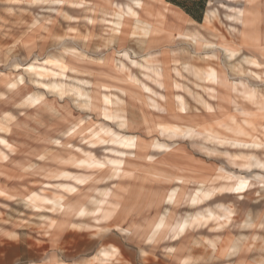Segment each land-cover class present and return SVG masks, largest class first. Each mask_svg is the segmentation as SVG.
Masks as SVG:
<instances>
[{"label":"rangeland","instance_id":"rangeland-1","mask_svg":"<svg viewBox=\"0 0 264 264\" xmlns=\"http://www.w3.org/2000/svg\"><path fill=\"white\" fill-rule=\"evenodd\" d=\"M63 1L57 5L52 0H0V150L8 154L7 160L0 158V264H89L100 247L110 245L119 253L110 263L94 264H261L264 227L258 228L257 223L264 217V187L256 181V174L264 172L241 166L242 159L233 160L226 153L254 154L264 160V145L236 147L188 134L208 127V133L230 143H252L264 118L255 114L259 118L253 124L242 122V116L232 111L233 101L253 112L252 105L231 89L221 91L223 95L218 91L217 96V91L205 88L210 85H196L197 78L189 71L183 72L182 81L188 84L184 88L164 85L160 92L153 84L149 57L141 68H132L141 85L127 81L115 69L114 60L117 51L125 48L140 61L153 51L150 47L157 46L164 68L169 60H190L194 67H202L199 55L205 47L177 39L179 33L187 32L211 42L212 47L205 51L209 53L208 66L213 67L215 61L219 65V59L230 65L221 46L230 37L242 43L247 37L245 26L257 20L264 23V0H206L200 21L168 5L188 20L184 28L191 33L180 30L184 20L179 24L165 20L161 9L167 7V0ZM117 4L128 6L118 10ZM207 8L206 25L203 16ZM125 10L121 38L103 47L108 21L114 12ZM136 17L153 25L144 47L129 35ZM240 24H244L242 30ZM181 47L187 52L169 54L172 48ZM254 49L255 54L261 51L260 46ZM237 61L240 58L231 64ZM239 66L247 67L241 62ZM22 67L49 72L42 78L45 83L62 80L69 88L80 87L90 95L91 107L74 95L60 98L50 94ZM162 73L165 77L164 70ZM19 74L25 77L23 84L8 89L7 83ZM77 79L89 82L80 85ZM253 84L250 86L264 94L263 82ZM37 93L45 95L44 101L29 106L25 100ZM175 93L183 96L184 105L172 98ZM112 94L123 101L118 108ZM219 94L226 102L232 100V106H223L220 112L215 105ZM204 99L212 104L207 109ZM115 108L125 115L128 127L114 122ZM214 110L215 114L208 113ZM228 115L239 123L226 120ZM258 136L264 139V132ZM202 145L217 153L207 154ZM198 187L203 189L200 199L189 205ZM174 188L175 202L167 203L164 198ZM35 191L46 198H36L38 206L27 200ZM242 191H248L247 197L238 200ZM60 197L70 205L62 212L52 208V202ZM47 199L48 203L41 202ZM218 205L235 207L232 222L215 214ZM81 206L90 212L78 215ZM166 208V227L149 241L153 224ZM188 215L193 217L189 230L174 240L170 226ZM247 217L255 220L252 227L244 224ZM100 227L110 231L95 235ZM256 233L259 237L253 242ZM236 238L239 248L232 255L212 253L207 243L222 240L226 246ZM183 258L188 262H182Z\"/></svg>","mask_w":264,"mask_h":264},{"label":"crops","instance_id":"crops-1","mask_svg":"<svg viewBox=\"0 0 264 264\" xmlns=\"http://www.w3.org/2000/svg\"><path fill=\"white\" fill-rule=\"evenodd\" d=\"M209 3L210 2L207 3V6H209ZM168 5H170L172 7H178V6L167 1L166 2L167 7L163 8V9L160 8L161 11L166 14L165 20L173 21L171 23H174V22L177 23V22H180L181 20H184L183 24H181L179 26L180 30L190 31L188 27L184 28L186 25L185 23L188 20L185 19L183 16H181L174 9L169 8ZM115 6H117L116 8L118 10H122L126 7V5L123 7L122 4H117ZM230 9H234V7H230ZM208 12H209V10L207 8L205 10L204 16H203V22L206 25L208 23ZM116 14L117 13L114 12V16L112 19L109 17L110 20L107 23L106 33H105V36L103 37V42H102V43H104L103 47H107V46L111 45L114 40L120 39L121 38L120 36H122V29H123L124 25L120 26V31L118 33L114 32L115 22L117 20ZM184 14H186V13L184 12ZM179 18H183V19H179ZM189 20H191V18H189ZM228 20H229V22H231V19H228ZM123 21H125V18L123 19ZM191 21H193V20H191ZM133 23H134V20L132 22V26H133ZM177 24H179V23H177ZM105 25H106V23H105ZM243 26H244V24H243ZM243 26L242 25L240 26V27H242L241 30L243 29ZM245 27L246 28H244L245 29L244 31H245V34L247 33V37H246V39H243L242 43H241V40H234V39H232V37H230V39H228V43H226V45H225L227 48H230L231 50H233L235 52L237 51L236 55L234 57H231V58L228 57V55H227L228 53H226V51L224 49L225 47L223 45L221 46V50L224 51V56L227 57L229 60L227 58H225V59H226V61L229 62L230 65L223 63L219 59V62H220L219 65H218V62L215 61V65L213 67L208 66L207 59H208L209 53H207L205 51L208 47H212V45L208 46V47L205 46L206 41H203L197 37L202 43H201V45H196V46L205 47L204 48L205 50L203 49L204 51H202L203 55L202 56L199 55V59L204 62V65L202 67H197V68L194 67L192 65V63L190 62V60H185L183 62H180L178 60H173V62H172V60H169L167 62L169 67L166 66V68H164V64H162V61L160 59L162 51L159 52V50H157V49H159V47H157V46L155 47L152 44H150V46H154L155 48H152L149 46L150 48L148 50H153V51H150L148 54H145V56H143L142 60H140V61L138 59H136L134 56H131V52L128 49L124 48V49L117 51V58L114 60V67L117 71H119L120 73H123L126 76L125 77L126 80L128 79L129 82L134 83V84L138 82V84L141 85L142 80L137 79V77L132 72V68H137V67L141 68V66L143 65V62H144L143 60L146 57H149L151 60V66L153 68V78H154L153 84H155L160 89L159 90L160 92L162 90V87H164V85H172L174 89H175L174 84L175 85H182V86L188 85L187 83L182 81V77H184L183 72L187 73L186 71H189L192 74V76L197 78L196 79L197 80L196 85H207V84L210 85V86H205V88L209 89V87H211L213 90L217 91V96H218V91L221 92L223 90H227V89L230 90L231 89L236 96L241 97L242 100H244L246 103L252 105L255 108V111H253V112L249 111L246 107L240 106L236 101H233L234 106L232 108V111H235V114L238 113L240 116H242V122L253 124V122H255L256 119L259 118V117H256L255 114H260L261 115L260 117L264 118V94L260 93V91L256 87L250 86V85H254L253 83H259V82L264 83V23L257 20L256 23H250ZM228 28H229V30H231V34L234 33V31H232L233 30V24H230L228 26ZM132 30H133V27H132ZM241 30H240V32H241ZM255 30L257 32H255ZM175 32L176 31H172V34H174ZM237 32H238V29L235 31V33H237ZM258 32H260V33H258ZM131 34H132V32L129 33L130 38H136V42L140 46L143 45L142 47H144V43L151 37V35H148L147 38L144 39V42L141 44L139 39H138V36L133 37ZM192 37H193V35H190L189 33L184 34V32H183V33L178 35L177 39L184 40V41L189 40L190 44L193 45ZM255 42H257V43H255ZM165 43H168V42H165ZM181 44L184 45L183 42ZM255 46H260V48H261V51H260L261 53L258 52L257 53L258 55L255 54V49H254ZM176 51L187 52V50L184 47H181V49H178V50L172 48L169 51V54L174 53ZM166 54H168V51H166ZM191 56H193V55H191ZM258 57H260L261 60L258 59ZM237 58H240V62L247 66L246 69H244L242 66H239L240 62H238V61L231 64L232 62L236 61ZM167 63H165V65ZM163 70H164L165 77H163V73H162ZM239 70H240V72H239ZM234 74L237 75V78H234L232 76ZM86 81H88V80H86ZM211 85H213V87ZM183 88H184V86H183ZM160 92H159V94L162 95ZM221 94H222V92H221ZM221 94H219V99H217L218 98L217 96L215 98V101H216L215 105L219 106V112L221 111V109H223L222 108L223 106H232L231 98H229L228 101L226 102L225 99L223 100ZM174 95H175V97H174ZM174 95L172 96L173 99H176L177 102L180 103L181 105L185 104L184 101H182V99H183L182 95H179L176 93ZM205 100L206 99H204V101ZM217 100H218V103H217ZM174 101H173V103H174V105H176V103ZM186 102H187V100H186ZM186 104H188V102ZM204 104H205L206 109L210 105H212L208 101H205ZM215 112H216V110H214L213 112H208V113H210V114L214 113L215 114ZM187 114H189V112ZM187 114L184 117H186ZM219 114H221V113H219ZM177 118H179V117H177ZM226 120H230L231 122L235 121V122L239 123L238 121L235 120L234 116H230V115L227 116ZM167 124H171V123H167ZM240 126H242V125L240 124ZM206 130L208 132L210 131L208 129V127L206 128ZM260 132H264V125L260 126L259 133ZM258 134L253 135L252 144L260 145L259 143H261V145H264V139L260 138L258 136ZM254 140H256V141H254ZM8 145H6L5 147H7ZM167 147H169V146L167 145ZM0 158L1 159L6 158V160H7L8 154L6 152H4L3 150H0ZM254 170L264 172L260 169H254ZM260 175L264 176V174H260ZM256 181L258 183L259 182L262 183L261 188L264 187V179L257 178ZM262 190H264V188ZM202 192L199 193L198 200L200 199V195L202 194ZM247 192L248 191H242L241 193H239L238 200H243L244 198H246ZM29 196H27V200L35 203L36 205L38 203H40V201H38V199H36V198L46 199V198L40 196L38 194V192H36V191L33 192V195H31V197H29ZM48 201L49 200L47 199V201L42 200L41 202L48 203ZM225 210H226V214L222 213ZM236 212H237V210L235 209L234 206L225 208L224 206L218 205L216 207V210H215V214H220V216L227 217V218H229V220L231 222L233 221ZM254 224H255V220L252 219L251 227ZM257 224H258V228L264 227V217ZM99 229H100V231L98 230L95 233V235L104 234V233H107L108 231H110L109 227H100ZM258 237H259V234L256 233L252 239L253 242L256 241L258 239ZM176 240H178V239H176ZM233 240L234 239H232V241ZM232 241L229 242V244H227L226 246H223L222 240L221 241H207V243L210 246L212 253H215V254L217 253L219 255H228V251H229L228 247H229V245H231ZM118 253H119V249L116 246H113V245H110L108 247L102 246L95 252V254L92 256V258L88 262H89V264H94L96 262L110 263V261L113 260L115 255ZM182 262L186 263V262H188V259L183 258ZM55 264H66V263L64 261H57ZM70 264H75V263H70ZM261 264H264V261H261Z\"/></svg>","mask_w":264,"mask_h":264},{"label":"bare ground","instance_id":"bare-ground-1","mask_svg":"<svg viewBox=\"0 0 264 264\" xmlns=\"http://www.w3.org/2000/svg\"><path fill=\"white\" fill-rule=\"evenodd\" d=\"M43 2V1H42ZM64 1L63 0H52V3H55L57 5L62 4ZM34 3V2H33ZM35 3H38L35 2ZM128 5H126L127 8ZM93 10V9H92ZM63 13V12H62ZM63 15V14H62ZM126 15V10L125 12H118L116 14L117 20L115 22V27H114V32L118 33L120 31V26L121 25H125V21H123V19L125 18ZM134 23H133V30L132 32V36H138V39L140 41V43L142 44L144 42V39L147 38L148 35H150L152 33V29H153V25L151 22L144 20L140 17H136L133 19ZM41 21V20H40ZM95 21V20H94ZM88 22L92 23L93 19L91 17H88ZM114 22V21H113ZM36 24V22L34 23ZM131 27V28H132ZM191 33V31H189ZM187 33V32H185ZM184 33V34H185ZM198 33V32H197ZM181 34V33H179ZM195 34V33H194ZM87 39V38H86ZM147 40V39H146ZM205 41V40H204ZM210 42V41H208ZM192 43L194 45H201V41L197 38V36L193 35L192 37ZM204 43V42H203ZM211 43V42H210ZM210 43H205V46H211L212 44ZM143 46V45H142ZM226 53H228V57H234L236 55V52L231 50L230 48H227L226 46H224ZM223 49V48H222ZM239 52V51H238ZM240 53V52H239ZM78 57V56H77ZM227 58V57H225ZM228 59V58H227ZM249 59V58H248ZM60 60H64L62 58H60ZM229 60V59H228ZM58 61V60H57ZM187 65V64H186ZM237 67V66H236ZM19 68V67H18ZM23 68V72L26 73L27 75H32L34 77L33 82L36 85H40L42 86L44 89H46L47 91L51 92L50 94L53 95H57L60 98L66 96V95H74L75 98H79L82 101V104L84 106L87 107H91L92 105V100L90 95L85 92V90H82L80 87L76 86V88L72 86V88H69L68 85L66 84L64 81L60 80L57 82H52V83H45L44 81H42V78H44L49 72L44 71V70H39V69H34V68H30V67H22ZM241 68V67H240ZM70 69V68H69ZM73 69V68H72ZM14 71V70H13ZM238 72V71H237ZM240 72V70H239ZM56 75V74H54ZM61 79L64 78L63 76H58ZM24 78L22 74H19L18 77L13 80V81H9L7 83V88L10 90L16 89L18 88L19 85L23 84L24 82ZM72 79V78H71ZM73 80V79H72ZM75 81V80H74ZM76 81H78L80 83V85H84V84H88V81H83V80H79L77 79ZM41 87V88H42ZM78 87V88H77ZM112 89V88H111ZM37 90V89H36ZM34 90V91H36ZM40 90V89H39ZM39 92V91H38ZM42 92V91H41ZM4 93V92H3ZM45 93V92H44ZM49 94V93H48ZM29 96V95H28ZM119 96V95H118ZM115 96L113 94V103L117 106V104H121L123 101L120 99V97ZM45 95L43 93H37V94H33L30 95L25 102L29 104V106L31 105H38L40 103H42L44 101ZM63 100V99H62ZM79 101V102H81ZM123 105V104H122ZM121 105V107H122ZM115 107V106H113ZM120 107V106H119ZM118 108V106L116 107ZM115 108V109H116ZM113 109V108H112ZM125 115L121 113L116 109L113 112V119L114 122L120 126V127H124L127 126L128 127V120L127 118L124 117ZM4 117V116H3ZM120 129V128H119ZM206 132L207 134L204 136L203 132ZM188 136L190 137H198V138H204L205 140H209L211 142H218V143H229L231 145H234L236 147H257V144H252V143H246V142H241V141H234L232 143L222 140L220 138H218L216 135H213L211 133H208V131L206 130V128H202L201 131H196V129H193L189 132ZM204 136V137H203ZM202 149L205 150V152L209 155H215L217 153L216 149L214 148H206L205 146L202 145ZM228 154L230 157H232V159L234 160L235 158H240L243 160V164L241 166H246L249 167L250 169H260L262 171H264V160L258 158L256 155L254 154H249V155H245V154ZM77 161V160H76ZM75 161V162H76ZM126 163V162H125ZM112 168V167H111ZM221 169V168H220ZM115 169H113L114 171ZM122 171L124 172V170L122 169ZM61 172L57 173V176L60 174ZM239 173V172H238ZM230 174V172L228 173ZM234 176V175H233ZM257 177H259L260 179H264L263 175L260 174H256ZM204 186V185H203ZM76 190V188L72 189L71 191L74 192ZM203 190V189H202ZM202 192L201 188L198 187L194 193L191 195L190 197V204L189 205H196L197 204V200L199 197V193ZM176 194H177V188H174L170 191V193L168 194V196L165 199V201L167 203H173L175 202L176 199ZM93 201V200H92ZM28 204V203H27ZM31 205V204H30ZM29 206V205H28ZM70 205H65L64 204V199L62 197L58 198L56 201L52 202V208H55L58 210H61V212L66 209V208H70ZM33 207V206H32ZM35 207V206H34ZM38 209V208H37ZM89 211L88 208H86L85 206H81L80 208L77 209V214L78 215H85L87 214ZM92 212V211H91ZM169 212V208H166L164 211L163 216L157 221L155 222V224H153L152 226V232L149 236V241H153L157 236H159V234L164 230V228L166 227V218H165V214ZM94 213V211H93ZM249 214V213H248ZM185 217V216H184ZM192 215H188L187 217L183 218L182 220L178 221L177 223H175L174 225L170 226V232L172 234V237H174V240L179 239L182 235H184L190 228L191 225V221H192ZM248 218V217H247ZM244 224L251 226L252 225V220L250 219V217L248 219H246L244 221ZM244 236V235H243ZM242 236V237H243ZM245 238V237H244ZM243 238V239H244ZM170 248V247H169ZM173 247H171L172 249ZM229 251H228V255H232L234 253H236L238 251L239 248V239L236 238L232 241L231 245H229ZM174 249V248H173ZM172 249V250H173ZM169 250V249H168ZM171 250V251H172Z\"/></svg>","mask_w":264,"mask_h":264},{"label":"trees","instance_id":"trees-1","mask_svg":"<svg viewBox=\"0 0 264 264\" xmlns=\"http://www.w3.org/2000/svg\"><path fill=\"white\" fill-rule=\"evenodd\" d=\"M168 2L181 8L193 19L200 21L202 19L206 0H167Z\"/></svg>","mask_w":264,"mask_h":264}]
</instances>
